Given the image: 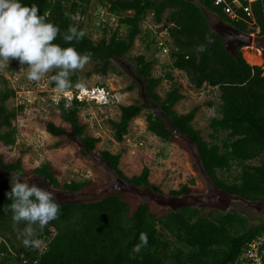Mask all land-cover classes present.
Returning <instances> with one entry per match:
<instances>
[{"label": "trees", "instance_id": "16d2710c", "mask_svg": "<svg viewBox=\"0 0 264 264\" xmlns=\"http://www.w3.org/2000/svg\"><path fill=\"white\" fill-rule=\"evenodd\" d=\"M108 14L118 17L116 28L109 30L102 24V35L93 40L86 34L72 45L81 53H90L94 71L105 75L112 59L123 58L140 33V23L148 13L156 23L162 22L166 12L165 28L170 39H151L149 46L162 52L166 47L170 71L163 76L152 75L155 59L144 54L133 56L134 76L143 86V96L150 103L151 111L145 115L146 129L158 138L176 143L187 149L186 141L195 147L199 166L213 186L233 197L264 203V160L251 163L264 154V50H261V65H251L240 48L236 56L225 50L223 40L210 28L208 15L229 24L241 32L264 35V0H99ZM28 5L38 6V14L48 13V19L60 29L54 43L68 46L63 33L70 26L83 31L84 18L91 0H23ZM226 3L242 18L225 12ZM250 7L252 16H247L243 7ZM245 19V20H244ZM256 28L258 31L255 32ZM84 32V31H83ZM150 38L146 32L145 39ZM203 46V52L198 47ZM17 60V59H15ZM18 61V60H17ZM183 71L194 89L209 86L218 90V116L209 119V139H205L193 125L199 106L186 112L173 109L184 95L180 85L174 81L171 71ZM57 70H52V75ZM1 78V76H0ZM171 85L163 96L156 91L162 79ZM70 88L79 83L77 73L69 76ZM0 87V143L12 146L16 143L13 120L15 108L6 105L15 96V90L6 85ZM56 87L55 83H51ZM102 86V85H100ZM84 102L73 100L64 106L59 103L62 119L69 129L45 123V130L56 137L70 134L79 139L78 154L87 157L95 149L98 138L84 132L79 123L78 110ZM142 108L137 103L119 106V118L109 120L113 139L121 142L128 132L131 119L138 116ZM158 111L159 114L154 113ZM116 176L135 188H147L169 197L202 193L204 188L193 187L194 179L164 192L149 181L150 169L143 166L136 175L126 176L119 168V153L107 150L99 152ZM231 179L223 173H230ZM0 264L21 263L20 254L27 264H236L245 242L264 231L261 225H250L241 212L181 205L175 210L154 206L147 202L131 200L126 193H112L99 200L89 202H61L58 217L43 229L31 225L32 239L46 236V249L36 263V254L28 251L23 242L16 247L17 229H25V222H13L8 209L11 201L5 195L11 190L10 177L22 172L24 178L31 175L44 179L51 188L77 193L94 191L90 180L62 182L59 171L49 162L33 168H24L20 158L14 162L5 160L0 153ZM49 228H52L53 235ZM147 236L143 244L141 236ZM140 247L139 252L134 248ZM264 264V263H263Z\"/></svg>", "mask_w": 264, "mask_h": 264}, {"label": "rangeland", "instance_id": "374dc122", "mask_svg": "<svg viewBox=\"0 0 264 264\" xmlns=\"http://www.w3.org/2000/svg\"><path fill=\"white\" fill-rule=\"evenodd\" d=\"M208 17L211 24L214 25L217 22L216 17L211 15ZM166 18L165 12L162 22L156 23L152 14L148 13L140 23L142 33L135 37L132 47L123 58L110 61L111 67L105 75L94 71V61L91 59L82 69L70 73V75L78 74V84L88 87L102 85L112 94V100L105 105L90 101L79 107L78 120L85 126V134L98 138L95 149L89 151L87 157L78 154L80 144L77 137L68 134L59 138L45 130L47 121L69 129L59 109L63 91L51 85L54 83L51 81L52 70L40 81H30L27 78V65H21L15 59L0 62V87L4 85V79L6 85L15 90V96L7 100L6 105L17 110L13 120L16 143L12 146L0 143V153L7 161L14 162L20 158L22 166L26 169L49 162L59 171L58 180L62 182L90 180L95 184L94 191L71 193L51 188L44 179L34 175L29 176V179L25 178L30 185L36 183L37 186L50 190L61 202H89L112 193H126L131 200L147 202L152 208L158 206L175 210L181 205H195L204 209L238 211L248 218L250 225L264 227L263 202L246 201L219 191L204 176L200 167L198 172L193 169L192 164L199 166V163L192 144L186 141L188 148L184 149L176 143L158 138L146 129L145 115L151 111V105L143 96L142 84L133 74L134 64L131 58L138 54L154 58L156 61L152 68V75L155 77L163 76L170 71L168 55L155 51L153 46L148 47L151 39L168 41L170 44L164 26ZM82 21L84 33L93 40L102 35V24H105L109 30L118 25V17L108 14L105 8L100 6L99 0H91L88 14L82 18ZM148 31L150 38L145 39ZM240 50L246 61L249 57L261 58V50H264V35L253 34V42L249 46L241 47ZM262 69L264 70V65ZM171 73L174 81L180 85V92L184 95L174 104L173 109L181 113L199 106L193 125L201 131L205 139H209V119L212 116H218V90L209 86L194 89L189 85L183 71L174 69ZM170 85L171 83L163 78L156 87V91L163 96ZM132 103L139 104L142 111L131 119L124 139L121 142L115 141L109 120L119 118L120 105ZM67 105L69 104L64 101V106ZM154 113L159 114L158 111ZM104 150L120 154L119 168L126 176L136 175L143 166H147L150 169L149 181L158 185L164 192L171 188H178L180 184L190 182V179H194V187L204 188V191L187 196L169 197L154 193L147 188H135L114 174L99 154ZM263 160L264 154L251 163L258 164ZM237 168L232 169L230 173H223L224 177L230 180L231 174ZM0 175L7 174L0 169ZM25 229H17L18 238L12 239L16 247L22 244L21 234ZM34 231L33 229V233Z\"/></svg>", "mask_w": 264, "mask_h": 264}, {"label": "clouds", "instance_id": "9594fccd", "mask_svg": "<svg viewBox=\"0 0 264 264\" xmlns=\"http://www.w3.org/2000/svg\"><path fill=\"white\" fill-rule=\"evenodd\" d=\"M38 11V6L28 5L23 0H0V62L17 59L21 65H27V78L37 82L55 69L51 81L63 91L70 87V73L82 69L90 59V53L79 52L71 43L82 40L85 33L70 26L62 37L68 46L54 43L60 29L48 19V13L39 15ZM204 50L203 46L198 47V51ZM28 179L22 172H14L10 177L11 190L5 193L11 201L5 211L11 212L13 222L29 225L21 234L26 247L36 243L32 239L31 225L43 229L60 212L54 194L36 183L30 185ZM141 240L147 244L146 235H142ZM134 251L139 252L140 247Z\"/></svg>", "mask_w": 264, "mask_h": 264}, {"label": "built area", "instance_id": "2783aa9c", "mask_svg": "<svg viewBox=\"0 0 264 264\" xmlns=\"http://www.w3.org/2000/svg\"><path fill=\"white\" fill-rule=\"evenodd\" d=\"M243 11L247 16H252L250 11V7H243ZM225 12L231 13L234 17L242 18L240 15L236 14L230 7V4L226 3ZM245 20V19H244ZM258 31L256 28L255 32ZM254 34V33H251ZM162 41V40H161ZM166 47L162 48V52H166ZM81 84H76L73 88H67L63 90L62 95L63 99L66 103L70 104L73 100H77L78 102H90L96 101L105 105L110 100H112V94L108 90H106L103 86L97 85L95 87H88ZM50 233L48 236L53 235L52 228H49ZM47 234H43L42 237L36 238L35 245L30 246L28 251L34 252L36 254L35 259L32 263H36L40 255L46 249V236ZM21 263L18 264H27V259L23 254H20ZM264 263V231H261L254 236H252L249 240H247L244 246L241 249L240 254L237 257L236 264H263ZM17 264V263H13Z\"/></svg>", "mask_w": 264, "mask_h": 264}, {"label": "water", "instance_id": "95a60500", "mask_svg": "<svg viewBox=\"0 0 264 264\" xmlns=\"http://www.w3.org/2000/svg\"><path fill=\"white\" fill-rule=\"evenodd\" d=\"M210 28L220 35L225 50L233 56H236L237 48L249 46L253 42V34L241 32L233 26L218 20L214 25L210 23Z\"/></svg>", "mask_w": 264, "mask_h": 264}, {"label": "bare ground", "instance_id": "6f19581e", "mask_svg": "<svg viewBox=\"0 0 264 264\" xmlns=\"http://www.w3.org/2000/svg\"><path fill=\"white\" fill-rule=\"evenodd\" d=\"M247 61L251 64H261L262 62L260 57H256V58L249 57Z\"/></svg>", "mask_w": 264, "mask_h": 264}, {"label": "crops", "instance_id": "0c3cea01", "mask_svg": "<svg viewBox=\"0 0 264 264\" xmlns=\"http://www.w3.org/2000/svg\"><path fill=\"white\" fill-rule=\"evenodd\" d=\"M194 187V186H193ZM197 188V187H196Z\"/></svg>", "mask_w": 264, "mask_h": 264}]
</instances>
